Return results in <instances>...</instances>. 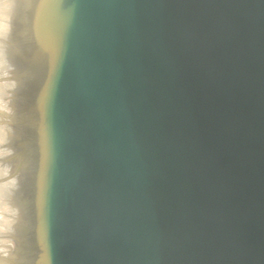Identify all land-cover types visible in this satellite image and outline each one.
<instances>
[{
    "label": "water",
    "instance_id": "1",
    "mask_svg": "<svg viewBox=\"0 0 264 264\" xmlns=\"http://www.w3.org/2000/svg\"><path fill=\"white\" fill-rule=\"evenodd\" d=\"M11 264H264V0H16Z\"/></svg>",
    "mask_w": 264,
    "mask_h": 264
},
{
    "label": "bare ground",
    "instance_id": "2",
    "mask_svg": "<svg viewBox=\"0 0 264 264\" xmlns=\"http://www.w3.org/2000/svg\"><path fill=\"white\" fill-rule=\"evenodd\" d=\"M15 8L16 0H0V264H4L3 261L14 254L17 242L14 238L17 208L13 209L9 203L16 199L15 197L13 200V195L17 190L19 176L7 169L2 162L13 144L11 110L16 79L11 62L10 42Z\"/></svg>",
    "mask_w": 264,
    "mask_h": 264
},
{
    "label": "rangeland",
    "instance_id": "3",
    "mask_svg": "<svg viewBox=\"0 0 264 264\" xmlns=\"http://www.w3.org/2000/svg\"><path fill=\"white\" fill-rule=\"evenodd\" d=\"M12 77H13V75H12ZM14 79H16L15 78V71H14ZM11 148L12 149H10V151L7 152V154L4 155L2 162H3V165H5V167L7 166V169H10V171L15 172V174L19 176V166H20V163H19V160H18V157H17V154H16L14 142H13V144H11ZM13 196H14V198H13V200H14L15 197H16V192L14 193ZM14 201H12V202L9 203V205L12 204L13 209L17 208L16 199ZM18 217H19V213H18V209H17L16 210V218H15V215H14V218L15 219H18ZM17 227H18V220H16V225H15V231L16 232H17ZM16 232L14 234L15 235L14 238H16ZM1 238H3V237H1ZM16 240H17V238H16ZM15 246H16V248L14 249L15 250L14 251V254L11 257L9 255V259L7 261L6 260L3 261L4 264H11L14 261V259L16 258V255H17V246H18V243L17 242H16V245Z\"/></svg>",
    "mask_w": 264,
    "mask_h": 264
}]
</instances>
